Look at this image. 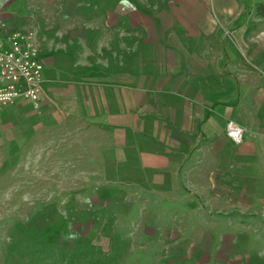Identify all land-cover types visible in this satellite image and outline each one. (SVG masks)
I'll return each mask as SVG.
<instances>
[{
	"label": "crops",
	"instance_id": "crops-1",
	"mask_svg": "<svg viewBox=\"0 0 264 264\" xmlns=\"http://www.w3.org/2000/svg\"><path fill=\"white\" fill-rule=\"evenodd\" d=\"M127 1V11L96 13L133 32L122 54L118 46L101 62H80L68 48L41 54L40 108L26 99L0 105L1 153L14 150L15 165H24V155L34 161L52 151L50 162L59 156L69 165L70 151L80 152L79 164L95 151L112 181L157 182L165 198L179 199L177 214L184 206L206 215L264 214V195L254 200L264 183V56L244 28L232 27L241 3ZM231 122L243 128L241 141L229 135ZM1 163L7 172L13 166ZM211 221L204 223L216 229Z\"/></svg>",
	"mask_w": 264,
	"mask_h": 264
},
{
	"label": "rangeland",
	"instance_id": "rangeland-1",
	"mask_svg": "<svg viewBox=\"0 0 264 264\" xmlns=\"http://www.w3.org/2000/svg\"><path fill=\"white\" fill-rule=\"evenodd\" d=\"M95 1L0 0V18L7 31L32 32L42 55L68 48L80 54V62L88 57L101 62L117 46L122 54L133 32L114 29L108 14L103 21L96 13L132 5ZM239 2L241 15L232 27L244 28L263 58L264 15L258 5L264 0ZM52 153L34 161L28 153L19 159L24 165H15V151L4 157L0 150V164H13L9 172L0 168V264H264L263 213L206 215L184 206L177 214L179 199L165 198L157 182L112 181L110 167L97 165L95 151L86 152L85 164H79L78 150L70 151L69 165L59 156L50 162L46 156ZM260 184L254 200L264 195ZM208 217H214L216 229L204 223Z\"/></svg>",
	"mask_w": 264,
	"mask_h": 264
},
{
	"label": "built area",
	"instance_id": "built-area-1",
	"mask_svg": "<svg viewBox=\"0 0 264 264\" xmlns=\"http://www.w3.org/2000/svg\"><path fill=\"white\" fill-rule=\"evenodd\" d=\"M45 63L33 33L19 29L7 31L0 18V104H12L19 99L40 106L44 91ZM229 135L241 141L243 128L229 124Z\"/></svg>",
	"mask_w": 264,
	"mask_h": 264
},
{
	"label": "trees",
	"instance_id": "trees-1",
	"mask_svg": "<svg viewBox=\"0 0 264 264\" xmlns=\"http://www.w3.org/2000/svg\"><path fill=\"white\" fill-rule=\"evenodd\" d=\"M259 9H258V14L260 15H264V4H259L258 5Z\"/></svg>",
	"mask_w": 264,
	"mask_h": 264
}]
</instances>
